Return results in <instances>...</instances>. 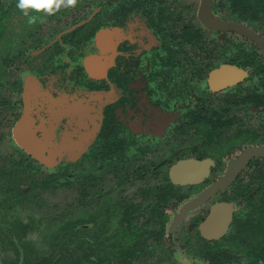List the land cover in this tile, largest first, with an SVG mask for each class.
I'll use <instances>...</instances> for the list:
<instances>
[{"label":"flooded vegetation","instance_id":"af4514ba","mask_svg":"<svg viewBox=\"0 0 264 264\" xmlns=\"http://www.w3.org/2000/svg\"><path fill=\"white\" fill-rule=\"evenodd\" d=\"M16 4L0 155L93 196L92 264H264V0Z\"/></svg>","mask_w":264,"mask_h":264},{"label":"rangeland","instance_id":"374dc122","mask_svg":"<svg viewBox=\"0 0 264 264\" xmlns=\"http://www.w3.org/2000/svg\"><path fill=\"white\" fill-rule=\"evenodd\" d=\"M0 156V264L15 256L13 244H19L15 230L20 223L30 226L22 235L26 247L50 254L59 244H66L80 264H92L88 246L91 248L89 221L93 214L88 212L93 196L79 195L73 175L64 177L60 169L46 170L24 154L6 152ZM9 202L11 206L6 207ZM81 205L87 210H80ZM80 218L82 224L77 223ZM60 228L74 230L72 234L58 231L57 236ZM74 231H78L72 237L75 241L71 239Z\"/></svg>","mask_w":264,"mask_h":264},{"label":"trees","instance_id":"16d2710c","mask_svg":"<svg viewBox=\"0 0 264 264\" xmlns=\"http://www.w3.org/2000/svg\"><path fill=\"white\" fill-rule=\"evenodd\" d=\"M10 206L11 204L9 202L6 207H10ZM79 222H81L82 224L83 220L77 219V223ZM29 228L30 226L27 224H22V223L18 224V228L15 230V232H18L17 241L19 242V244L17 245L16 243L13 244L14 245L13 251L15 256L14 258L4 259L2 264H69L70 262H72V264H80V261L77 258V256L72 255L73 253L72 250H70L66 244H59L56 247V250L50 254H43L42 252L36 250L34 246L26 247L25 245H23L24 242H22V235H25L27 233L26 231H28ZM73 230L74 228H69V229L64 228L63 230H61L60 228L56 231V234L57 236H59L58 231H63L64 233L70 232V234H72ZM77 234L78 231L77 232L74 231L73 235L71 236V239H74L72 237L73 236L76 237ZM88 249L90 254L91 251L89 246ZM65 251L67 252L66 254Z\"/></svg>","mask_w":264,"mask_h":264},{"label":"clouds","instance_id":"9594fccd","mask_svg":"<svg viewBox=\"0 0 264 264\" xmlns=\"http://www.w3.org/2000/svg\"><path fill=\"white\" fill-rule=\"evenodd\" d=\"M76 4V0H17L16 7L20 9L25 16H28V23L35 22V17L30 16L27 9L35 6V9L44 8L50 14L51 12L58 10L59 7H72ZM54 6V7H53Z\"/></svg>","mask_w":264,"mask_h":264},{"label":"water","instance_id":"95a60500","mask_svg":"<svg viewBox=\"0 0 264 264\" xmlns=\"http://www.w3.org/2000/svg\"><path fill=\"white\" fill-rule=\"evenodd\" d=\"M25 123H26V120H25L24 117H22L21 120L18 123V126H20L19 129H22V132H26L27 131L26 127H25ZM17 139H18L19 143L23 147H25L28 150V152L31 155H33L36 159H38L40 161L44 160L43 154L40 151H33L31 149V148H34L32 146V144L28 145V143L26 142V140L29 139V136H27V135H19V136H17ZM34 146H36V145L34 144Z\"/></svg>","mask_w":264,"mask_h":264}]
</instances>
